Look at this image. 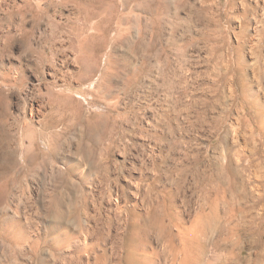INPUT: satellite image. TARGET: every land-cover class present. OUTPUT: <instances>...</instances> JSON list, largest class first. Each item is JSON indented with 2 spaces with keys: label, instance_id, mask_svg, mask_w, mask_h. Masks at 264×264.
Masks as SVG:
<instances>
[{
  "label": "bare ground",
  "instance_id": "1",
  "mask_svg": "<svg viewBox=\"0 0 264 264\" xmlns=\"http://www.w3.org/2000/svg\"><path fill=\"white\" fill-rule=\"evenodd\" d=\"M185 2L0 0V52L19 40L29 54L0 60V264H251L241 234L259 237L264 215L241 206L246 185L219 143L236 141L241 129L247 143L256 130L264 160V64L250 82L242 56L246 46L264 47V0L233 1L238 44L225 71L213 65L200 97L185 89L190 65L180 75L171 61L189 46L175 35L173 46H161L169 14L173 29L183 24L177 12ZM221 81L233 100L218 111ZM157 84L175 96L177 116L194 105L192 124L211 132L209 157L183 152L169 160L179 143L166 134L159 138L168 149L124 155L129 130L156 134L157 114L144 127L138 100ZM161 119L173 127L169 116ZM256 202L264 204V193Z\"/></svg>",
  "mask_w": 264,
  "mask_h": 264
},
{
  "label": "rangeland",
  "instance_id": "2",
  "mask_svg": "<svg viewBox=\"0 0 264 264\" xmlns=\"http://www.w3.org/2000/svg\"><path fill=\"white\" fill-rule=\"evenodd\" d=\"M233 1L237 2V0H186L184 5L181 8H179L177 12L178 15L183 17L184 19L183 24L180 25L179 28L173 29V27L171 26L173 24L172 22L175 19L174 17L175 14L170 13L169 16L167 17L168 19H166L167 22L170 19L171 23H170V27L169 26L167 27L166 25V28L164 29V35L162 36L161 46L162 45L173 46L172 44L173 35H175L176 38L177 37L179 38L178 42L181 45L189 46L186 49V52L184 53L185 54L184 59L180 58L179 54L178 53L176 54V52L171 53L172 56H175L177 58L175 60L171 58V61H174L175 66L177 65L176 66L177 69L180 68L181 71L180 72L178 71L180 75L181 73L185 74V69L182 68L185 65L186 67L190 65L189 68H191V70L193 71L194 75H192L191 78L186 79L188 82L186 83L185 89L186 91H188L187 92L188 95L191 94L194 97H200L206 95L207 91L204 87L206 83L207 84L212 83L213 73L211 74L210 70L213 69V65L216 64L218 69L222 73L226 69L225 67L227 61L231 60V57L234 54L233 53L234 47L235 45L238 44L237 33H239L240 31L238 25L239 24L238 13L240 8L239 5H236L237 6L236 7ZM196 8L198 9L204 8V9L202 12H200V11H196ZM189 11H191V14L188 16L189 17L188 18L186 14ZM2 18L3 17H1L0 19L1 30L4 29L5 27V24H3L4 19ZM1 30H0V35H2V31H3ZM245 33H246L245 34L246 37L248 36L249 38L247 40H250L251 39L250 37H253V31L251 28L245 31ZM191 36H193L194 38L189 39ZM2 37L3 36H0V41L1 40L5 41ZM5 45L12 46V45H7V43H5ZM0 46H2L1 42H0ZM12 47L13 48L11 47H8V49L5 48L0 52L1 54L0 57L2 58V59L0 58L1 61L18 60V59L21 61H25V59L29 60V54L24 51V46L20 45L19 40H16ZM253 50L256 52L254 53ZM209 51L210 53H208ZM242 56L244 58V69L246 73L245 76L247 80L255 83L256 78L253 75L254 73L257 75L259 67L262 64H264V47H262L261 50H257V48L252 49L250 46H246L245 49L243 50ZM195 71L200 75L199 74L196 75ZM188 75L189 73L186 74L187 77ZM220 84H221L220 89L222 91L220 90L219 96L221 98L220 99L221 101L219 104V108H217L218 111H221L222 107L224 108L228 107L229 103L233 100V94H232L233 92L230 90L231 88L229 87V84L224 81H221ZM260 84L261 85L264 84V78L261 79ZM192 85L195 87H193ZM189 90L191 91L189 92ZM164 91L165 90L164 89L162 90L159 84H157L156 87L149 90L148 92H145L139 98L138 103L140 104V107L138 108L141 115L142 125L144 127H147V124H145L146 119L152 116L153 113L157 114V122L155 125V130H153V132H156V134L154 137L150 138L148 137L145 131L136 132L135 130H129L127 132L128 134H126L122 140V143L125 145V148L127 150L126 151L127 153L124 155L128 157L133 156V157L145 158L147 155L153 152L160 153L161 148L168 149V145L167 146L163 145L166 144L165 142L167 141L164 140V142L162 143L159 138L160 135L166 134L167 139L170 140V144L172 143V141H176L179 143L176 150L169 151V156H168L169 160L173 161L175 157L181 155V153L183 152L187 153L189 156H191V153L200 152L203 155V157L206 159V157H209L212 154V146H211L212 136L210 130L207 127L202 128V127L194 126L192 124L194 118L196 117V108L194 107V105H191V107H193L192 108L193 110H191L190 108V110L186 112L187 115L186 113L181 112L177 116L180 107L177 104L179 103L176 102L175 96L174 97L171 96V99H168L167 97L168 95L166 94L167 95L166 96ZM230 92L232 93L230 94ZM261 99L264 100V94L261 95ZM188 102L189 101H186V103ZM162 113L165 114L163 115ZM233 115H235V117L237 116L235 111ZM168 116L171 118L173 127L167 126L166 123L162 125L163 121L161 118H166ZM171 128L172 129L175 128V130L172 131ZM238 133L239 134L236 141H233L232 139L229 140L227 144L226 142H222V143L220 142L219 148L221 149V151H225L226 149L230 151V154L233 157L234 163L238 171L237 182L240 183L241 186L246 185L247 197H244L245 199L243 198L241 200L242 203L241 206L243 207L245 206L246 208L248 207L249 209H251L250 215L259 217L261 213H263L264 215L263 212L264 204L262 205L260 202L259 204L256 202L259 194L264 193V186L262 185V183L264 182V177L263 178L260 177V175L263 174L264 171L263 170L264 160L257 152H261L262 150L261 143L263 142L256 130L253 135V139L247 143L246 141H244V139L249 133L243 131L242 129ZM230 141H232V143ZM231 145L233 146L231 147ZM250 150H253V152L250 153ZM237 152L238 153L242 152V153L238 154ZM113 157L118 160L122 158L117 154H114ZM247 158H249V160ZM258 239L262 242V247H264V227H263V232L259 237L257 236V234L250 236H247L243 233L241 234V244L239 246L243 250V254H242L243 256H248L249 258L251 257L253 259L251 264H264V257H261L259 261L255 260V257H257L256 253L260 251V248H258V243H257Z\"/></svg>",
  "mask_w": 264,
  "mask_h": 264
}]
</instances>
